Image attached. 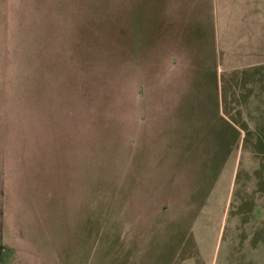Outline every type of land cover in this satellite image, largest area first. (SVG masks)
Returning a JSON list of instances; mask_svg holds the SVG:
<instances>
[{"label": "rangeland", "instance_id": "rangeland-1", "mask_svg": "<svg viewBox=\"0 0 264 264\" xmlns=\"http://www.w3.org/2000/svg\"><path fill=\"white\" fill-rule=\"evenodd\" d=\"M190 1L0 0V264H264V65Z\"/></svg>", "mask_w": 264, "mask_h": 264}, {"label": "crops", "instance_id": "crops-1", "mask_svg": "<svg viewBox=\"0 0 264 264\" xmlns=\"http://www.w3.org/2000/svg\"><path fill=\"white\" fill-rule=\"evenodd\" d=\"M196 1L189 2L192 8L187 13L201 10ZM163 2L160 1V4ZM207 4L212 18L213 41L220 62L219 69L239 70L244 66L264 65V0H207ZM239 45H260V50L255 52L254 49H242L238 53L235 47Z\"/></svg>", "mask_w": 264, "mask_h": 264}]
</instances>
